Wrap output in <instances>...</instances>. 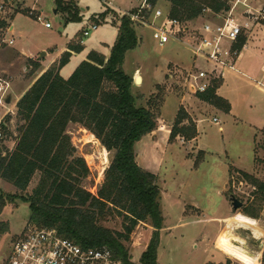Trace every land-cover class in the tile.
<instances>
[{
	"label": "rangeland",
	"instance_id": "374dc122",
	"mask_svg": "<svg viewBox=\"0 0 264 264\" xmlns=\"http://www.w3.org/2000/svg\"><path fill=\"white\" fill-rule=\"evenodd\" d=\"M113 1L120 9L103 8L99 6L98 0H63L64 6L68 5L70 8L68 12L56 8L53 0H0V3H3L0 21L4 20L6 23L0 26V65L5 72L14 76L11 79L13 92L19 91L38 75L40 70H35V65L41 66L38 60L44 59V54H37L38 50L58 48L65 41L66 33L69 36L74 33L71 42L76 43L80 29L94 21L102 26L84 38L86 49L95 46L98 40L109 43L114 39L113 26L119 24L120 10L133 11L139 1ZM226 1L231 4V0ZM248 2L257 6L254 0ZM79 5L86 9V13H90H81ZM160 6L169 9L166 1H161ZM35 9L39 11L40 19L33 17L37 14ZM242 9L238 6L233 11L239 19L243 17ZM20 10H28L31 16ZM102 12L104 14L101 16ZM206 20L220 21L215 19L213 12L206 9L196 21L186 23L188 28L182 35L183 38L190 36L192 29ZM43 21L50 22L51 27H44ZM9 25L13 26V29L9 30ZM132 27L138 36V42L135 48L126 52L122 69L132 77L131 91L136 96V104L146 106L156 114L154 133H150L147 139L145 137L144 141L137 145L135 153L141 166L156 171L160 189L163 185L160 200L163 226L159 229L157 262L252 264L216 246L221 255L213 248L218 235L227 232L233 243L242 245L248 253L259 254L257 264H264L261 262L264 250V195L237 172L245 171L264 182V130L258 131L257 128L264 125V93L258 91L252 82L245 78L229 76L222 88L227 95V102H230L227 115L183 88L178 71L180 67L190 68L193 64L205 67L199 60L191 63L192 59L184 42L172 40L160 46L152 39L150 31L144 25L132 23ZM78 28L80 29L77 31ZM10 39L11 44L8 43ZM27 53L35 57V60L28 61ZM187 60L190 62L187 63ZM185 63L187 64L184 65ZM73 64L74 61H69L64 66L63 75L73 68ZM137 68L140 69L139 74H142L143 82L139 75L135 78H140L134 81L133 74ZM183 97L185 107L180 103ZM179 106L184 108L195 124L196 119L203 121L199 127L198 141L197 135L189 140L180 136L168 140L172 118ZM213 117L218 119L217 124L212 121ZM6 118L10 120L0 144L5 151H10L17 136L15 110L14 115L9 114ZM218 125L222 126L221 130H218ZM66 133L77 154L83 157L90 170L83 186L89 192L95 193L112 152L106 151L89 131L77 123H68ZM37 178L38 176L34 175L23 191L0 179V194L29 193ZM231 197L238 200L241 206L233 209ZM183 201L196 203L201 210ZM246 210L256 215H248ZM28 215L26 202L19 198L5 200L0 210V264L6 259L12 241L27 226ZM237 215L252 219L253 226L236 223L234 217ZM209 217L219 219L216 223L208 222L206 218ZM101 224L113 230H122V219L115 214L107 216ZM152 230L153 228L144 222H139L133 228L128 241L124 243L131 261H138Z\"/></svg>",
	"mask_w": 264,
	"mask_h": 264
},
{
	"label": "trees",
	"instance_id": "16d2710c",
	"mask_svg": "<svg viewBox=\"0 0 264 264\" xmlns=\"http://www.w3.org/2000/svg\"><path fill=\"white\" fill-rule=\"evenodd\" d=\"M53 1L56 8L70 11L63 0ZM164 1L169 4V17L184 23L201 17L204 9L219 13L229 8L226 0ZM20 11L30 15L28 10ZM5 24L0 21V26ZM137 42L131 20L123 15L107 57L90 50L63 77L60 69L72 52L82 49V45L70 42L56 62L42 71L18 98L14 146L5 151L0 144V179L23 191L34 175L38 178L29 193L0 194V210L5 200L19 198L28 206L27 226L54 228L61 237L81 246H106L120 264H159L156 254L163 223L161 189L157 175L140 166L135 153L136 142L155 128L156 114L136 104L132 77L122 69L126 52L135 48ZM243 43L244 36L240 35L233 47L240 50ZM218 85L219 80L214 79L206 91L196 96L228 112L229 103L215 92ZM68 123L81 125L106 151L112 152L95 193L83 186L90 170L66 133ZM0 128L2 134L7 132L3 125ZM196 135L194 121L179 106L168 140L176 136L189 140ZM237 172L264 195V182L245 171ZM245 213L256 215L248 210ZM112 214L121 217L122 230L101 224ZM139 222L148 223L153 230L138 261L133 262L124 243ZM261 262L264 263V250Z\"/></svg>",
	"mask_w": 264,
	"mask_h": 264
},
{
	"label": "built area",
	"instance_id": "2783aa9c",
	"mask_svg": "<svg viewBox=\"0 0 264 264\" xmlns=\"http://www.w3.org/2000/svg\"><path fill=\"white\" fill-rule=\"evenodd\" d=\"M138 1L139 4L133 11L121 9V16H127L134 24L144 25L150 31L152 39L160 46L172 40L184 42L192 59L191 63L199 60L205 64V67L193 64L190 68L180 67L178 70L183 88L191 94L206 91L212 81L220 76L221 71L234 68V61L240 50L234 48L233 44L248 28V22L264 26V1L253 6L248 0H231L228 10L213 13L215 19L220 21H203L192 29L190 36L183 38L182 35L187 31L188 26L169 17L168 9L160 6L163 0ZM98 2L103 8H116L113 0H98ZM238 6L243 8L242 19L237 18L233 13ZM2 10L3 3H0V12ZM43 25L46 28L51 27L48 21H43ZM98 26L94 21L87 23L80 29L76 43L82 45L84 38ZM8 43L11 44L12 40L10 39ZM174 72L176 74L175 70ZM169 73L168 75L171 76ZM9 89V81L0 75V125L6 129L10 120L9 118L6 120V116L14 115V110L9 107ZM212 121L216 124L218 122L216 118ZM218 129H221L219 125ZM2 264H120V262L113 257L106 246L85 247L61 237L54 228L26 226L12 241L10 251Z\"/></svg>",
	"mask_w": 264,
	"mask_h": 264
},
{
	"label": "crops",
	"instance_id": "0c3cea01",
	"mask_svg": "<svg viewBox=\"0 0 264 264\" xmlns=\"http://www.w3.org/2000/svg\"><path fill=\"white\" fill-rule=\"evenodd\" d=\"M164 1V0H163ZM264 0H254V2H257V3H260ZM167 5L169 6L168 2H167ZM79 10L81 11V13L83 12V14L86 13V9L79 5ZM116 8L118 9L119 7L116 6ZM115 8V9H116ZM33 9V8H32ZM36 10V9H35ZM37 11V10H36ZM102 10H100L101 12ZM55 12V11H54ZM94 12V11H93ZM90 12L87 11L86 14H89ZM39 11H37V14L35 15L37 19H40V15H39ZM85 14V15H86ZM196 21V20H195ZM104 25H107V24H104ZM102 25H99L98 27H101ZM114 27V39H115V36H116V32H117V25L113 26ZM63 28L66 29V25L63 24ZM8 29L11 30L13 29V26H8ZM80 28L77 29V31L79 30ZM98 29V28H97ZM243 36H244V43L239 51V54L238 56L236 57L235 61H234V68L233 69H229V68H226L224 69L223 71H221V74L220 76L217 78L219 80V85L218 87L216 88V94L226 100L227 99V95L226 93H224V91L222 90L223 86L227 83L228 81V77H234V78H245L247 80H249V82H252L253 86L258 90L260 91L261 93H264V26H261L257 23H249L248 22V28L245 29L243 31ZM74 37V33L72 35H68V33H66L65 35V41L57 48V47H53V48H49V49H46V48H41L38 50L37 54L39 55H42L44 54V59H41V60H38L39 63H41L42 65L37 67L35 70H40L38 75L44 71L47 67H49L52 63L56 62V60L59 58V56L67 50V46L68 44L72 41ZM114 39L112 38V40L114 41ZM137 39H138V36H137ZM110 41L109 43H106V42H103V41H96V45L94 46H91L89 47L88 49H86V45L85 43L83 42L82 44V49L81 51L79 52H72L71 53V56L69 57V61H74V64H73V68L70 69V71H67L66 75H63L62 73V70L64 68V66L68 63H66L61 69H60V74L63 76V77H67L71 71L74 69V67L82 60V59H85L86 57V54L90 51V50H94V51H97V52H100L101 54H103L105 57L108 56L109 54V50H110V47L113 43V41ZM74 43V42H73ZM102 46V47H101ZM189 55V54H188ZM26 58H29V60H35V57L31 56L30 53H27V56ZM190 60H187V63H189ZM187 63H185L184 65H186ZM178 64V62L176 63ZM27 66H24V68H26ZM39 68V69H38ZM140 69L137 68V71L136 73L133 74V77H134V81L136 80L135 76L136 75H139L141 77V82H143V76L142 74L140 73ZM5 74V75H4ZM0 75L3 76L4 78H6L9 83H10V89L8 91V95H9V107L13 110H16V107H15V104H16V101L18 100V98L24 93V91L30 86V84L34 81V79L38 76H36L32 81H30L29 83L23 85L19 91L17 92H13V89L11 87V79L14 77V76H11L10 74H8V72H5L4 69L1 68V65H0ZM10 80H9V79ZM13 92V93H12ZM10 93L12 95H10ZM13 97V98H12ZM164 102V101H163ZM184 107H185V100H184V97L181 99V102ZM230 103V102H229ZM162 110V109H161ZM187 110V109H186ZM220 110V109H218ZM177 111V110H176ZM230 111V110H229ZM228 112H225L227 115H229ZM176 113V112H175ZM188 114V113H187ZM189 115V114H188ZM175 116V114H174ZM173 116V118H174ZM190 116V115H189ZM172 118V119H173ZM213 118H216V117H213ZM212 118V119H213ZM170 119V121L172 120ZM217 119V118H216ZM218 120V119H217ZM169 121V122H170ZM196 130H197V141H198V134H199V127H200V124L203 122L202 120L200 119H196ZM264 123V122H262ZM222 129V126L219 125ZM262 127H257L258 128V131H262V128H264V125H261ZM218 128V127H217ZM220 129V130H221ZM219 130V129H218ZM153 134L154 133V130H152L151 132L145 134L143 137H141V139L139 141L136 142L135 144V149L137 147V145L143 140L144 141V138L146 137L147 139V136L149 134ZM199 150H202L200 147H198ZM162 161H163V158H161V164L162 165ZM139 164V163H138ZM140 165V164H139ZM141 166V165H140ZM143 167V166H142ZM144 168V167H143ZM147 169V168H145ZM147 170H150L152 171L153 173L156 174V171L155 170H151V169H147ZM158 179V178H157ZM163 180V179H162ZM162 189H163V185H162ZM161 189V191H162ZM161 197H162V193H161ZM184 202V201H183ZM181 202V203H183ZM185 204H188L196 209H200L199 205L196 204V203H193V202H184ZM208 220V222H215L219 219L218 217H209V218H206ZM163 226V225H162ZM213 248L218 251L220 254V250H217V247H216V244L213 243ZM222 255V254H221ZM156 257H157V254H156Z\"/></svg>",
	"mask_w": 264,
	"mask_h": 264
},
{
	"label": "bare ground",
	"instance_id": "6f19581e",
	"mask_svg": "<svg viewBox=\"0 0 264 264\" xmlns=\"http://www.w3.org/2000/svg\"><path fill=\"white\" fill-rule=\"evenodd\" d=\"M137 78H140V77L137 76L135 82L137 81ZM234 220L236 221V223L243 225V226L250 227V226H253L254 224V221L252 219L242 216V215L235 216ZM216 246L220 250L244 262L252 263V264H257L258 262V256H259L258 253H255V254H251L252 252L248 253L242 245L233 243L230 237L228 236L227 232H224L218 235V237L216 238Z\"/></svg>",
	"mask_w": 264,
	"mask_h": 264
},
{
	"label": "water",
	"instance_id": "95a60500",
	"mask_svg": "<svg viewBox=\"0 0 264 264\" xmlns=\"http://www.w3.org/2000/svg\"><path fill=\"white\" fill-rule=\"evenodd\" d=\"M0 151H1V148H0ZM230 199H231V205L233 209H236L241 206V203L238 200H236L234 197H231Z\"/></svg>",
	"mask_w": 264,
	"mask_h": 264
}]
</instances>
